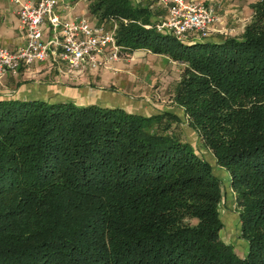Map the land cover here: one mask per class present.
<instances>
[{
	"label": "trees",
	"instance_id": "1",
	"mask_svg": "<svg viewBox=\"0 0 264 264\" xmlns=\"http://www.w3.org/2000/svg\"><path fill=\"white\" fill-rule=\"evenodd\" d=\"M87 9L120 54L182 66L173 102L228 173L246 254L220 237V180L176 113L0 97V264H264V0L240 35L187 39L142 1Z\"/></svg>",
	"mask_w": 264,
	"mask_h": 264
},
{
	"label": "rangeland",
	"instance_id": "2",
	"mask_svg": "<svg viewBox=\"0 0 264 264\" xmlns=\"http://www.w3.org/2000/svg\"><path fill=\"white\" fill-rule=\"evenodd\" d=\"M133 1L152 5L157 17H163L166 14V8L160 0ZM204 1L214 5L219 11L222 19V24L219 25L228 30V34L225 35L238 36L244 24L250 19L251 5L258 0ZM88 19L90 26L96 23L94 18ZM152 21L157 20L152 18ZM112 23L115 22H105L103 25L110 28ZM229 28L232 30L230 31ZM137 51L136 54L122 53L116 61H105L97 68H91L86 64L82 70L74 71L61 61L47 60L34 63L30 67L21 66L15 72L7 74L6 81L12 83V89L22 82L46 83L51 87L48 91L51 97L47 98L50 100H72L81 105L96 103L102 106H117L142 114L165 111L176 113L182 119L181 136L201 157L202 154H207L206 148L195 131L186 124L183 111L173 102V93L182 66L165 55L153 54L145 49ZM27 69L39 71L28 73ZM178 130L175 131L178 133ZM206 160L210 162V159ZM210 165L213 174L220 179L221 200L224 198L223 203L220 200L219 206V215L223 222L220 237L230 243L237 254L243 256L247 251V243L240 236L238 212L235 210L234 203H231L229 187L223 181L226 170L216 164Z\"/></svg>",
	"mask_w": 264,
	"mask_h": 264
},
{
	"label": "built area",
	"instance_id": "3",
	"mask_svg": "<svg viewBox=\"0 0 264 264\" xmlns=\"http://www.w3.org/2000/svg\"><path fill=\"white\" fill-rule=\"evenodd\" d=\"M9 1L15 6L25 42L17 49L0 46V78L21 66L30 67L47 60L61 61L74 71L86 64L97 68L105 61H116L121 55L115 37L116 23L107 28L103 24L90 26L85 16L72 20L60 18L56 8L62 5L68 9L69 0ZM160 1L166 14L156 21L155 27L178 39L209 37L222 23L216 7L204 0Z\"/></svg>",
	"mask_w": 264,
	"mask_h": 264
},
{
	"label": "crops",
	"instance_id": "4",
	"mask_svg": "<svg viewBox=\"0 0 264 264\" xmlns=\"http://www.w3.org/2000/svg\"><path fill=\"white\" fill-rule=\"evenodd\" d=\"M69 2H70V7L68 9H64L62 5H59L56 8V12L59 14L61 19L72 20L78 16H85L87 19L91 17L88 13V9H87L88 2L87 1L84 2L83 0H69ZM160 18L162 17L160 16L157 18L154 17V19H158V20ZM89 24H90V21H89ZM96 24L98 23L96 22L93 25H96ZM216 29H217V32L211 34V37H220L222 35H225L224 32L228 31L224 27H221V25H217ZM229 29L230 31L232 30V28H229ZM24 42H25V36H24L23 30L20 28L19 20L15 12V6L9 0H0V46L7 47L9 49H17L18 47L23 45ZM147 52H150V51H147ZM132 53L136 54L138 53V51L135 50ZM38 71L39 70L37 69L35 70L27 69L28 73H36ZM9 73L10 72L6 73L0 78V97H18V98H49L51 97V95L48 94V91L50 90L51 87L48 86V84L46 83L41 84L40 82H36V81L22 82L19 85L14 86L15 89H12L13 87L12 83H8L6 81V78L9 75ZM13 76L15 77V75ZM209 152L210 151L207 150L206 152L207 154H202V157L205 159H210V162H209L210 164L212 165L216 164V161L213 155ZM216 168L217 167H215V169ZM223 179H224L223 181H225L229 187V176L226 171H225V175ZM229 190H230L231 203H234L233 192L231 191L230 187H229ZM223 200L224 198L221 200L222 203H223ZM219 206H220V203H219ZM219 212H220V208H219Z\"/></svg>",
	"mask_w": 264,
	"mask_h": 264
}]
</instances>
